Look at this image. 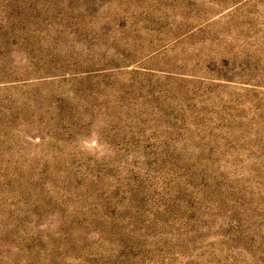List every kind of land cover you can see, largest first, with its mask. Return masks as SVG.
<instances>
[{"label":"rangeland","instance_id":"rangeland-1","mask_svg":"<svg viewBox=\"0 0 264 264\" xmlns=\"http://www.w3.org/2000/svg\"><path fill=\"white\" fill-rule=\"evenodd\" d=\"M0 264H264V0H0Z\"/></svg>","mask_w":264,"mask_h":264}]
</instances>
